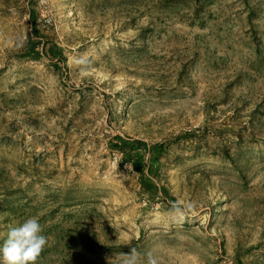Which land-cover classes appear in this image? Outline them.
I'll return each instance as SVG.
<instances>
[{"label":"rangeland","instance_id":"374dc122","mask_svg":"<svg viewBox=\"0 0 264 264\" xmlns=\"http://www.w3.org/2000/svg\"><path fill=\"white\" fill-rule=\"evenodd\" d=\"M31 216L36 264H264V0H0V243Z\"/></svg>","mask_w":264,"mask_h":264},{"label":"clouds","instance_id":"9594fccd","mask_svg":"<svg viewBox=\"0 0 264 264\" xmlns=\"http://www.w3.org/2000/svg\"><path fill=\"white\" fill-rule=\"evenodd\" d=\"M48 244L43 226L37 216L24 219L9 228L6 238L0 243V264H36ZM137 256H129L126 264H137ZM147 264H158L152 253H147Z\"/></svg>","mask_w":264,"mask_h":264},{"label":"trees","instance_id":"16d2710c","mask_svg":"<svg viewBox=\"0 0 264 264\" xmlns=\"http://www.w3.org/2000/svg\"><path fill=\"white\" fill-rule=\"evenodd\" d=\"M120 146H118V149H120L121 152H123L124 154H126L128 157H130L132 160V162L136 163V159L138 158L139 159V164L141 162V160L144 159V156H145V153H140V152H135L134 150H131V148L129 146H127V143L126 142H120ZM137 143L138 144H141V142H139L137 140ZM159 145H157L158 147ZM154 152H152L151 154V159L155 160L156 159V156H153ZM134 157H137L136 159Z\"/></svg>","mask_w":264,"mask_h":264}]
</instances>
